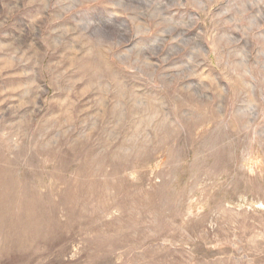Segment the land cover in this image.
<instances>
[{
  "label": "rangeland",
  "instance_id": "374dc122",
  "mask_svg": "<svg viewBox=\"0 0 264 264\" xmlns=\"http://www.w3.org/2000/svg\"><path fill=\"white\" fill-rule=\"evenodd\" d=\"M0 197V264H264V0H0Z\"/></svg>",
  "mask_w": 264,
  "mask_h": 264
},
{
  "label": "bare ground",
  "instance_id": "6f19581e",
  "mask_svg": "<svg viewBox=\"0 0 264 264\" xmlns=\"http://www.w3.org/2000/svg\"><path fill=\"white\" fill-rule=\"evenodd\" d=\"M1 198V197H0ZM103 199V198H102ZM7 203V202H6ZM16 203H18V202H16ZM17 205V204H16ZM6 206H8V205H6ZM26 215V214H25ZM31 216V215H30ZM37 225V224H36Z\"/></svg>",
  "mask_w": 264,
  "mask_h": 264
}]
</instances>
